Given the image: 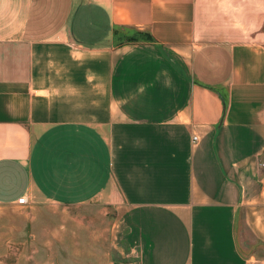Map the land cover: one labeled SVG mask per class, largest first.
Listing matches in <instances>:
<instances>
[{
	"label": "crops",
	"instance_id": "1",
	"mask_svg": "<svg viewBox=\"0 0 264 264\" xmlns=\"http://www.w3.org/2000/svg\"><path fill=\"white\" fill-rule=\"evenodd\" d=\"M0 223L63 264H264V0H0Z\"/></svg>",
	"mask_w": 264,
	"mask_h": 264
},
{
	"label": "rangeland",
	"instance_id": "2",
	"mask_svg": "<svg viewBox=\"0 0 264 264\" xmlns=\"http://www.w3.org/2000/svg\"><path fill=\"white\" fill-rule=\"evenodd\" d=\"M124 35L126 36L127 40L136 41L142 39L145 36L133 29H125L123 31ZM6 228L5 226L0 223V236L4 234ZM2 241L3 239L0 238V264H42V263H49L54 262V264H63L61 258L63 260L73 256L71 254H36L31 252V250L35 249L37 243H26V252L18 253L15 250L9 253L2 252ZM77 256V255H74ZM82 256V255H81Z\"/></svg>",
	"mask_w": 264,
	"mask_h": 264
},
{
	"label": "built area",
	"instance_id": "3",
	"mask_svg": "<svg viewBox=\"0 0 264 264\" xmlns=\"http://www.w3.org/2000/svg\"><path fill=\"white\" fill-rule=\"evenodd\" d=\"M193 140L195 141L196 140V137H194ZM17 202L20 205H25L27 203V199L25 197H21V198L18 199Z\"/></svg>",
	"mask_w": 264,
	"mask_h": 264
}]
</instances>
